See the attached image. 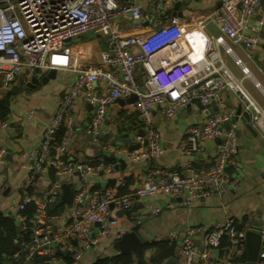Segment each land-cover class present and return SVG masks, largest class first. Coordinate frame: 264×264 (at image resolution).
<instances>
[{
  "label": "built area",
  "instance_id": "obj_1",
  "mask_svg": "<svg viewBox=\"0 0 264 264\" xmlns=\"http://www.w3.org/2000/svg\"><path fill=\"white\" fill-rule=\"evenodd\" d=\"M216 1L218 7L189 26L177 15L165 14L172 0H155L153 7L162 15L164 22L146 35L121 36L113 29L118 20L129 17L136 28H147L154 15L144 12L141 4L132 1L0 0V79L4 86L18 76L27 81L36 71L46 73L51 69H70L72 48L68 42L88 32L104 36L109 43V50L101 54L99 63L75 67L76 79L58 98L57 111L45 127L38 145L19 154L27 164L28 173L22 191L17 195L19 202L13 219L26 238L18 243V249L12 256L15 262L25 264L35 257H42V264H60L59 254L65 251L69 260L63 264H79L84 251L97 243L91 236L92 226L97 225L101 233L118 226L119 219L111 217L112 210L130 211L134 199L144 201L146 211L155 215L161 212V207L147 203L153 195H169L188 205L193 200H203L239 187L238 178L231 169L235 165L238 139L231 125L227 130L222 126L233 117L234 111L231 110L209 117L200 125L189 126L183 133L179 146L182 155L199 153L203 150L204 141L220 139L214 163L207 171L195 173L190 170L189 174L179 175L153 170L132 194L120 197L106 189L85 201V192L81 190L73 198L75 211L68 219L63 218L62 223L59 215L47 212V208L56 202L68 176L98 175L101 170L66 157L69 137L62 138L59 143L55 141V133L60 127L69 130L73 125L81 96L94 107L88 133L98 136L105 122L107 106L117 99L136 95V100L128 105L139 112L145 131L135 137L140 144L139 149L128 153V158L133 161L155 158L161 151L160 134L151 119L154 108L161 107L164 115L171 118L179 108L191 103L207 105L222 91H229L239 99L242 111L249 116L250 125L264 138V110L247 90L245 82L250 81L257 89H260V84L234 50L235 45L248 53L257 49L260 35L264 33L261 2ZM209 22L216 25L218 35L204 37L198 53L187 55L181 45L182 39H193L204 31ZM227 59L232 60L238 73L228 66ZM137 65L143 68L141 85L133 76ZM97 82L104 83L107 93H95L93 88ZM6 125L4 121L0 128ZM51 150L55 152L53 156ZM7 153V148L0 146V166L7 163ZM115 165L110 164L106 169ZM49 169L53 170L55 178L50 181L46 195L38 198L34 182L37 177L47 175ZM28 203L36 206L31 217L23 214ZM198 230L187 228L180 239L178 255L185 264H216L211 250H219L223 244L246 252V235L252 229L240 227L232 220L215 224L204 233L202 248L195 244ZM255 231L261 241L256 261L264 264V217L261 227ZM178 238L176 232L167 234L169 240L177 241Z\"/></svg>",
  "mask_w": 264,
  "mask_h": 264
},
{
  "label": "crops",
  "instance_id": "obj_2",
  "mask_svg": "<svg viewBox=\"0 0 264 264\" xmlns=\"http://www.w3.org/2000/svg\"><path fill=\"white\" fill-rule=\"evenodd\" d=\"M125 1L141 4L144 12L152 13L154 19L147 28H136L129 17L122 18L115 22L113 27L119 35H146L164 22L151 0H120V2ZM178 1H184L178 7V11L182 14L179 18L189 26L202 20L217 7L216 0H172L165 12L167 16L173 15L174 5ZM218 33L216 25L209 22L204 31L193 39L183 38L181 45L185 48L187 55L195 56L202 39L207 36H216ZM68 44L72 48L70 69L55 70L54 78L46 83L42 84L40 81L47 72L37 74L39 83L34 87L27 85L31 78L23 81L22 76H18L7 86L2 85L0 79V110L5 111L4 119L0 120V124L4 121L7 124L6 127L0 128V146H5L8 152L7 163L0 166V214L3 216L13 219L15 207L19 202L17 195L22 191V185L28 173L27 164L19 154L28 152L38 145L45 127L57 111L58 98L72 86L76 79L75 67L97 64L101 54L109 50V43L105 37L100 44L98 35H93L91 32L69 41ZM234 50L248 65L255 80L259 82L260 89L254 87L250 81H246L245 86L264 110V33L260 35L258 47L252 53L246 52L237 45L234 46ZM227 64L234 72H239L232 60L227 59ZM142 71L143 68L137 65L133 73L135 81L140 85ZM93 90L97 95L107 93L103 82H97ZM240 105L239 99L233 93L222 91L207 105L191 103L179 108L171 118L164 115L161 107L154 108L151 119L152 125L160 134L161 151L155 158L133 161L128 158V153L139 149L140 144L136 142L135 137L145 131L139 112L122 100H116L107 106L105 122L98 135L107 140L100 141L96 139V136L89 140L87 134L93 121L94 107L84 96H81L73 125L69 130L64 126L60 127L55 133V141L59 143L62 138L69 137L70 145L67 148L66 157L81 160L93 167H100L101 170L98 175L68 176L58 192L56 202L47 208V212L59 215L58 218L62 223L75 211L73 198L81 190L85 192V201H87L97 197L106 189L116 194H132L153 170H165L179 175L189 174L190 170L195 173L207 171L214 163L217 139L204 141L203 150L199 153L182 155L179 146L183 133L189 126L200 125L216 114L232 110L235 115ZM29 112L32 114L29 115ZM230 125L234 128L238 139L235 165L231 168L233 175L239 181V187L236 190L227 189L222 194H214L203 200H193L188 205H183L177 200L179 198L169 195H153L147 199V203L161 207V212L155 215L146 211L144 201L134 199V206L130 211L119 214L118 210H112L111 217H118V226L110 228L106 233L99 232L97 225L92 226L91 236L96 238L97 243L84 251L79 264H92L97 259L126 252L121 249L120 239L122 235L131 231L138 236L141 249L143 245H149L142 254L143 264L165 263L167 259L160 263L152 262L155 248L151 246L164 241L174 245L172 257L175 258V262L173 264H185V260L178 255V248L180 239L187 228L199 229L195 236V244L199 248H202L204 233L215 224L232 220L240 227L259 229L264 217V138L254 127L252 132L249 131L240 119L232 120ZM222 126L225 129L224 125ZM61 129L63 133L61 137H58ZM110 134L112 136L109 137ZM54 153V150H51L52 156ZM114 163L116 165L112 169H106ZM54 178L52 169H49L47 175L36 178L34 185L38 198L46 195L50 181ZM65 187L72 192V198L69 202L64 200L58 203L57 200L65 194ZM27 206L33 207L34 214L35 204L28 203ZM138 220L140 222L136 223ZM13 221L18 235L14 243L18 244L24 240L25 233L19 229L14 219ZM56 228L54 225L53 229L56 230ZM169 232H176L179 240L167 239ZM213 250L215 249L211 250V254L216 264H250L247 251L240 252L235 247L223 244L222 248L217 249L218 256L215 257ZM64 252L59 254L60 264L67 263L69 260L67 252ZM132 255L134 264H138L140 253ZM42 261V257H35L27 264H42Z\"/></svg>",
  "mask_w": 264,
  "mask_h": 264
},
{
  "label": "water",
  "instance_id": "obj_3",
  "mask_svg": "<svg viewBox=\"0 0 264 264\" xmlns=\"http://www.w3.org/2000/svg\"><path fill=\"white\" fill-rule=\"evenodd\" d=\"M152 1V5L155 4L154 0H151ZM184 1H178L175 5H174V9L175 11L173 12V15H177L178 17H181L182 14L178 11V7L183 3ZM261 2V9L264 13V0H260ZM219 6V3H217V7ZM151 9L149 8V11ZM55 70L54 69H51L47 72V74L41 78V83L44 84L46 83L49 79H52L54 78L55 76ZM37 74L38 72L36 71L34 73V75L31 77V80L29 81V83H27L28 86L30 87H34L36 85H38L39 83V80H38V77H37ZM140 91H143V87H140ZM136 95L132 94L130 95L127 99H119V100H122L123 102L127 103V104H130V103H133L135 100H136ZM118 100V99H117ZM234 119H240L245 127L249 130V131H253L252 130V126L250 125L249 123V116L247 113L243 112L242 111V107L241 105L237 107L236 109V112H235V115L231 118L230 121L228 122H225L223 125L225 127V129H229L230 128V124H231V121L234 120ZM237 134H238V131H237ZM112 136L111 134L109 135V137ZM87 137L89 140H92V138L94 137L91 133H88L87 134ZM98 140L100 141H106L107 138H103V137H99V136H96ZM220 139H217V141L219 142ZM64 196L62 198H59L57 200L58 203H61L62 201H70L71 198H72V192L70 191V189L68 187H65L64 188ZM178 201H180V199H177ZM110 208L112 209L113 208V205L110 204ZM123 211L120 210L119 211V214H122ZM120 242H121V249L123 251H126V252H130L131 254H138L140 253L141 251V242L138 238V236L135 234V232H127L125 233L124 235H122L121 239H120ZM246 245H247V256H248V261L250 262V264H255L256 263V260H257V255H258V251H259V247L261 245V241H260V236L259 234L255 231V229H252L251 231H248L247 232V235H246ZM65 253V252H64ZM213 253L215 255V257L218 256V250L215 249L213 250ZM175 262V258L171 257L169 259H167L165 261L164 264H173Z\"/></svg>",
  "mask_w": 264,
  "mask_h": 264
},
{
  "label": "trees",
  "instance_id": "obj_4",
  "mask_svg": "<svg viewBox=\"0 0 264 264\" xmlns=\"http://www.w3.org/2000/svg\"><path fill=\"white\" fill-rule=\"evenodd\" d=\"M5 111L0 110V120L4 119ZM63 129L59 130L58 137H61ZM128 193L116 194L118 197L126 195ZM24 215L31 217L33 214V207L27 206L26 210L23 212ZM16 226L12 218L3 216L0 214V264H20L15 262L13 259V254L18 249V244L14 243V239L17 237ZM26 238V235H24ZM24 238V239H25ZM155 248V255L152 257V262L160 263L165 259H168L174 255V245L169 244L166 241L159 242L151 245ZM149 245H143L138 264H143L142 254L143 251ZM28 263V262H27ZM25 263V264H27ZM92 264H134L133 255L130 252H124L112 257H106L97 259Z\"/></svg>",
  "mask_w": 264,
  "mask_h": 264
},
{
  "label": "rangeland",
  "instance_id": "obj_5",
  "mask_svg": "<svg viewBox=\"0 0 264 264\" xmlns=\"http://www.w3.org/2000/svg\"><path fill=\"white\" fill-rule=\"evenodd\" d=\"M104 36L102 35H98V42L101 44L102 43V40H103Z\"/></svg>",
  "mask_w": 264,
  "mask_h": 264
}]
</instances>
